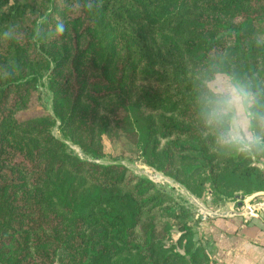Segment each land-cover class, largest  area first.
Here are the masks:
<instances>
[{"label": "trees", "instance_id": "obj_1", "mask_svg": "<svg viewBox=\"0 0 264 264\" xmlns=\"http://www.w3.org/2000/svg\"><path fill=\"white\" fill-rule=\"evenodd\" d=\"M216 65L264 92V0H0V264H215L185 207L96 161L127 143L197 198L264 201V145L202 135Z\"/></svg>", "mask_w": 264, "mask_h": 264}, {"label": "clouds", "instance_id": "obj_2", "mask_svg": "<svg viewBox=\"0 0 264 264\" xmlns=\"http://www.w3.org/2000/svg\"><path fill=\"white\" fill-rule=\"evenodd\" d=\"M194 103L202 135L219 151L247 153L264 145V92L249 81L210 66L198 79Z\"/></svg>", "mask_w": 264, "mask_h": 264}, {"label": "rangeland", "instance_id": "obj_3", "mask_svg": "<svg viewBox=\"0 0 264 264\" xmlns=\"http://www.w3.org/2000/svg\"><path fill=\"white\" fill-rule=\"evenodd\" d=\"M45 84L46 79L41 81L39 88L41 98L40 103L43 108H47L46 111L48 112L50 110V102L45 90ZM33 108L27 113V115H32L35 110L37 113L38 111L40 112L39 107ZM52 133L55 137H60L57 127L53 128ZM65 144L68 151L71 153L82 159H89L83 155L81 149L78 146L68 141H65ZM96 163L103 165L121 164L126 167L132 175L139 178L141 177L148 179L153 185L151 196L161 202L162 206H168L174 203L176 205L185 207L192 214V221H194L195 218L199 220V215L206 216V213L211 215L213 214L214 216L224 214L228 215L231 209L236 211L238 207V209H240V213L246 216L247 219L254 218V216L250 215V213L246 211V208L248 207L246 204V199L244 200V196L240 192L237 193L236 197L233 199H224L223 197H221V199L219 197L214 199L211 198V194H208L206 189V191L203 193V197L197 198L186 188L185 185L179 181L148 166L143 161V158L138 150L134 149L127 143H119L116 141L115 144H111L110 141H105L104 157L100 160H97ZM249 207H254L252 212L256 214L257 199H255L254 202L249 205ZM152 213L157 214L158 211H153ZM172 236L173 238L178 236L177 227H174L172 230Z\"/></svg>", "mask_w": 264, "mask_h": 264}, {"label": "crops", "instance_id": "obj_4", "mask_svg": "<svg viewBox=\"0 0 264 264\" xmlns=\"http://www.w3.org/2000/svg\"><path fill=\"white\" fill-rule=\"evenodd\" d=\"M238 208L217 217L199 215L195 240L205 246L215 264H264V201L257 198V213L250 220Z\"/></svg>", "mask_w": 264, "mask_h": 264}, {"label": "built area", "instance_id": "obj_5", "mask_svg": "<svg viewBox=\"0 0 264 264\" xmlns=\"http://www.w3.org/2000/svg\"><path fill=\"white\" fill-rule=\"evenodd\" d=\"M249 209H250V207H247V208H246V211H247L248 213H250V215L255 216L256 214H255L254 212L250 211ZM246 211H244V212H246Z\"/></svg>", "mask_w": 264, "mask_h": 264}]
</instances>
